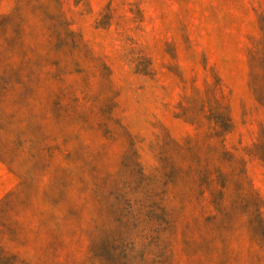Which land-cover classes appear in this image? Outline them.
<instances>
[{
	"label": "rangeland",
	"instance_id": "1",
	"mask_svg": "<svg viewBox=\"0 0 264 264\" xmlns=\"http://www.w3.org/2000/svg\"><path fill=\"white\" fill-rule=\"evenodd\" d=\"M0 264H264V0H0Z\"/></svg>",
	"mask_w": 264,
	"mask_h": 264
}]
</instances>
